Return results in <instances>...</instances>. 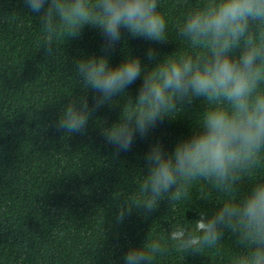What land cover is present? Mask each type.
<instances>
[{"label": "clouds", "instance_id": "obj_1", "mask_svg": "<svg viewBox=\"0 0 264 264\" xmlns=\"http://www.w3.org/2000/svg\"><path fill=\"white\" fill-rule=\"evenodd\" d=\"M187 7L176 32L188 51L162 58L149 47L146 67L139 55L110 64L124 38L167 43L160 0H23L39 18L41 48L49 56L86 26L100 30L102 54L74 58L72 66L83 94H73L55 123L66 135L86 134L96 113L125 98L117 121L101 129L115 154L127 152L139 136L147 138L165 118L175 119L197 101L203 104L190 133L171 151L156 140L144 157L147 173L136 188L117 197L115 216L123 223L133 209L147 218L162 201L171 207L192 198L209 200L203 186L224 194L210 215L200 211L193 227L174 225L167 239L182 253L198 255L219 246L228 233L235 251L228 264H264V0H180ZM142 82L135 97L128 89ZM89 93H92L89 97ZM160 239L132 246L124 264H155L166 252Z\"/></svg>", "mask_w": 264, "mask_h": 264}, {"label": "trees", "instance_id": "obj_2", "mask_svg": "<svg viewBox=\"0 0 264 264\" xmlns=\"http://www.w3.org/2000/svg\"><path fill=\"white\" fill-rule=\"evenodd\" d=\"M159 6L170 40L154 44L130 37L125 29L110 54L111 65L131 54L151 67L149 47L161 58L189 50L176 32L187 7L180 0H160ZM42 36L38 16L23 0H0V264H124L128 249L148 235L167 249L155 264H228L235 251V238L228 233L218 247L198 255L180 252L167 239L172 226L193 227L200 211L210 215L226 198L207 186L209 200L198 198V185L188 201L171 207L164 200L147 218L133 209L123 223L115 221L117 197L132 192L147 173L144 157L151 144L159 140L171 151L190 133L202 102L175 119L165 118L119 155L101 129L118 120L125 98L100 109L86 134L66 135L55 127L59 112L73 94H83L73 59L101 55L104 38L99 29L86 26L81 37L62 38L49 56L41 48ZM141 82L142 77L128 95L135 97ZM253 179H264V169Z\"/></svg>", "mask_w": 264, "mask_h": 264}]
</instances>
